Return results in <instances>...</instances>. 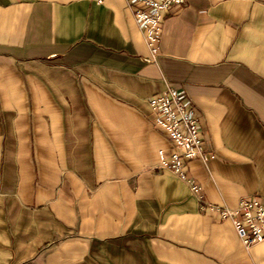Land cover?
I'll return each instance as SVG.
<instances>
[{
  "label": "crops",
  "instance_id": "1",
  "mask_svg": "<svg viewBox=\"0 0 264 264\" xmlns=\"http://www.w3.org/2000/svg\"><path fill=\"white\" fill-rule=\"evenodd\" d=\"M151 57L130 0H0V264H264L218 211L264 201V0H186ZM168 87L205 204L157 168Z\"/></svg>",
  "mask_w": 264,
  "mask_h": 264
},
{
  "label": "built area",
  "instance_id": "2",
  "mask_svg": "<svg viewBox=\"0 0 264 264\" xmlns=\"http://www.w3.org/2000/svg\"><path fill=\"white\" fill-rule=\"evenodd\" d=\"M135 18L144 32L151 52V59L156 60L160 54L163 37L164 17L171 8L184 7L186 0H130ZM150 106L155 124L169 137L172 147L160 151L157 168L178 176L189 184L198 195L200 202L206 203L202 195V186L191 178L188 163L194 159L213 158L205 147L201 135L199 118L187 103L186 95L174 87H168L153 96ZM205 206V205H204ZM213 210L217 208L213 207ZM224 220H231L246 247H252L264 241V201L258 197L241 200L237 208H218Z\"/></svg>",
  "mask_w": 264,
  "mask_h": 264
}]
</instances>
